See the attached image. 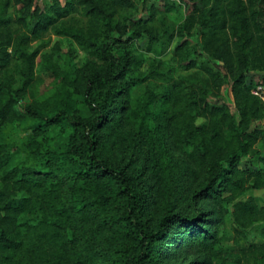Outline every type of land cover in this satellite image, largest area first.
<instances>
[{"label": "trees", "instance_id": "trees-1", "mask_svg": "<svg viewBox=\"0 0 264 264\" xmlns=\"http://www.w3.org/2000/svg\"><path fill=\"white\" fill-rule=\"evenodd\" d=\"M183 2L178 30L162 15L158 31L136 15V0H0V69L17 58L23 76L19 87L0 79V126L22 108L30 131L25 158L11 168L10 145L0 142V264H154L170 235L229 264L237 260L220 234L228 217L257 226L250 249L264 264V205L243 196L251 180L264 189V101L248 79L264 78V0ZM74 13L86 20L75 23ZM53 29L80 45L82 64L54 60L60 40L43 50ZM144 36H179L181 68L204 71L216 94L229 84L236 112L186 78L164 77L162 87L134 97L137 85L165 75L154 63L139 68L133 41ZM39 55L58 88L25 105ZM54 127L64 133L54 136ZM198 178L186 190L194 212L176 211L179 193Z\"/></svg>", "mask_w": 264, "mask_h": 264}, {"label": "rangeland", "instance_id": "rangeland-1", "mask_svg": "<svg viewBox=\"0 0 264 264\" xmlns=\"http://www.w3.org/2000/svg\"><path fill=\"white\" fill-rule=\"evenodd\" d=\"M44 1L50 0H39L40 4H43ZM64 1V0H62ZM138 4V9L136 15L139 17H146L150 19L148 25L154 27L155 30L161 31L163 24L160 20V17L164 15L165 20L172 29L178 30V28L184 23L186 19V7L183 0H170L174 1L175 4L172 7H169L167 0H136ZM16 7H10V15L14 19L16 14ZM75 18V23H83L86 19L84 16L79 14H72ZM14 29H18L20 25L16 22L12 24ZM45 39H50L49 45L43 48L44 51L52 50V47L55 45L57 40H60L61 47L59 51H55L54 60L61 65L68 66L69 61L74 59V62L78 65L82 64L85 59V52L80 47L76 41H72L67 36H57L54 29L46 33ZM42 40H37L32 42L35 46H38L39 43H42ZM180 42L179 36H174L172 40L165 36L163 40L156 41L151 40L148 36L142 38H137L133 41V47L136 51L137 56L140 58L142 64L139 67L141 71H147L154 64L160 67V70L164 72V76L156 77L149 79L148 81L137 85L134 88L133 95L138 97L144 95L148 88L157 89L162 87L166 83V79H175L182 80L186 78L187 80L198 81V83L203 84L206 89L211 93L212 100H220L222 103L226 101L229 103L230 108L233 112H236V104L234 102L233 94L231 92V87L229 84H225L221 90V93H215L212 89L211 80L209 76L201 70L192 69V70H183L179 65L178 58L175 55L176 46ZM194 43L192 40L190 41ZM73 49V51H71ZM43 58L39 55L36 59V70L35 78L29 87L28 93L23 99L25 105L37 104L43 102L51 92L55 91L58 86L54 83L55 81L49 76L46 69L42 67ZM165 77V78H164ZM0 79L6 81L13 85L14 87L21 86L23 82V76L21 71V61L17 58H13L12 62L6 67L0 69ZM249 80L252 79L255 84L263 80L261 73L253 72L249 75ZM253 89V88H252ZM24 105V106H25ZM84 113L87 114V110H84ZM203 121V119H200ZM29 124L26 111L22 108L18 115L14 118L4 122L0 126V142L8 143L10 145L8 151L11 153V158L7 164V168H11L21 160L25 158V153L22 150L21 142L24 140L30 133L26 128ZM260 125L264 127V120L260 122ZM64 133L61 127L53 128V135L58 137ZM125 144V143H124ZM123 144V146H124ZM122 146H116L115 151L118 154L121 151ZM132 153V152H130ZM177 155L180 152L174 151ZM187 181V185L184 186V189L181 190L178 196L176 211H183L184 213H193L194 209L192 206V201L188 198L187 186L191 185L193 189L198 180ZM167 184V183H166ZM157 188L162 187L164 192L165 187L161 186V182H156ZM168 193V191H167ZM227 195V193H225ZM244 199L254 196L256 201L261 205H264V189H255L253 188V180L248 184V189L246 194L243 195ZM214 205L213 200H203L200 205ZM158 209H160V201L157 203ZM157 216V215H156ZM256 225H253L248 228H244L234 222L230 217L221 225L220 234L222 235V247L228 250L236 258V262H230L229 264H256L254 261L253 250L250 249L251 244L259 239V232L256 228ZM223 254L219 257L210 255L209 251L202 248L195 240L190 241V239H183L181 237H175L170 235L163 243L161 251L157 256L154 264H222ZM200 263L201 261H205ZM239 260V261H238ZM197 262V263H195ZM228 264V262H225Z\"/></svg>", "mask_w": 264, "mask_h": 264}, {"label": "built area", "instance_id": "built-area-1", "mask_svg": "<svg viewBox=\"0 0 264 264\" xmlns=\"http://www.w3.org/2000/svg\"><path fill=\"white\" fill-rule=\"evenodd\" d=\"M252 93L260 97L264 101V81H260L259 83H257L253 87Z\"/></svg>", "mask_w": 264, "mask_h": 264}]
</instances>
